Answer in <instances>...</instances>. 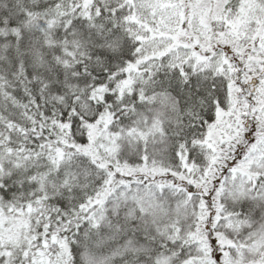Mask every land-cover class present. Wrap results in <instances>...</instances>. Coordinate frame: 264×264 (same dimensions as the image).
Returning a JSON list of instances; mask_svg holds the SVG:
<instances>
[{
    "label": "snow or ice",
    "instance_id": "snow-or-ice-1",
    "mask_svg": "<svg viewBox=\"0 0 264 264\" xmlns=\"http://www.w3.org/2000/svg\"><path fill=\"white\" fill-rule=\"evenodd\" d=\"M0 264H264V0H0Z\"/></svg>",
    "mask_w": 264,
    "mask_h": 264
}]
</instances>
